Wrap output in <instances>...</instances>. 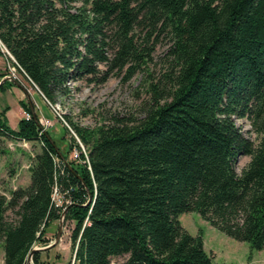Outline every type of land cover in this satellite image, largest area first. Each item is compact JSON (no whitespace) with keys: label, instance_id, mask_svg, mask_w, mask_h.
<instances>
[{"label":"trees","instance_id":"obj_1","mask_svg":"<svg viewBox=\"0 0 264 264\" xmlns=\"http://www.w3.org/2000/svg\"><path fill=\"white\" fill-rule=\"evenodd\" d=\"M0 56L51 105L101 64L127 77L146 72L151 94L140 120L89 128L67 117L87 154L74 136L63 152L29 100L19 102L31 117L17 130L9 108L0 111V139L41 144L30 184L0 194L4 264H27L67 208L69 264L124 256V264H214L203 235L179 221L192 212L264 250V0H0ZM14 86L4 82L0 92ZM238 120L249 122L257 144ZM240 156L251 161L239 175ZM33 262L47 264L41 251Z\"/></svg>","mask_w":264,"mask_h":264},{"label":"rangeland","instance_id":"obj_2","mask_svg":"<svg viewBox=\"0 0 264 264\" xmlns=\"http://www.w3.org/2000/svg\"><path fill=\"white\" fill-rule=\"evenodd\" d=\"M166 50L167 44L165 41L156 47L154 60L151 64L152 71L155 74L160 73L162 70ZM9 65L12 64L6 58L0 59V68L3 71L0 82L9 72ZM17 75L20 79L19 84L23 86L30 99L32 98L34 101L40 117L55 123L50 131L63 152L67 151L68 144L72 140L71 137L74 136L69 129L70 127L73 130V126L69 123L68 118L80 127L89 128L109 125L113 122L114 117L140 120L144 117L145 110L151 102L146 72L127 77V69L111 71L108 66L101 64L97 67L95 74L69 84L71 93L69 96L57 100L56 104L53 105L56 109L55 113L36 93L37 91L30 83L23 79V75L19 71ZM14 87L17 89L11 90L13 87H9L5 92H0V111L9 108L7 120L12 129L18 128V122L26 117L24 114L20 119L19 102L21 100L18 101V98L21 92L19 91L20 87L17 85ZM31 93H35V95L32 97ZM26 100H29V98L25 97L24 101ZM237 125L242 128L247 138L255 144L258 143L259 138L252 132L247 120H238ZM64 127L70 130L67 138L65 137L66 130ZM78 139L77 142H79ZM82 147L83 151L87 152V149L84 146ZM40 152V143L9 138L0 139L1 195L10 198L12 191L27 187L30 184L31 174L29 169L33 158ZM74 152L75 150L70 155V160L75 159ZM250 161V156H240L238 158L236 171L239 175ZM53 197L56 203L60 205L63 203L58 193H55ZM9 218L14 220L15 215L9 213ZM179 221L182 227L192 236H197L200 233L203 235L205 251L212 255L214 264H264V250H254L250 244L228 237L205 221L198 213H184L179 217ZM60 224V220L55 221L47 229L46 238L49 240L47 246L55 243ZM73 228V222H63L59 242L52 248L41 251L42 262L47 264H69L70 261H74L70 240ZM47 246L38 244L34 249ZM127 258V256L112 258L110 264H124ZM0 264H4V250L1 239ZM27 264H34L33 259L28 258Z\"/></svg>","mask_w":264,"mask_h":264},{"label":"built area","instance_id":"obj_3","mask_svg":"<svg viewBox=\"0 0 264 264\" xmlns=\"http://www.w3.org/2000/svg\"><path fill=\"white\" fill-rule=\"evenodd\" d=\"M1 50L5 53V54H7L12 60H13V57L9 54V52L7 51V49L2 45V47H1ZM12 64V63H11ZM9 72L7 73V75L5 76V77H9V78H11V79H13L14 81H16V82H20V79H19V76L17 75V73H18V71H17V69L13 66V65H9ZM43 97V96H42ZM43 99L46 101V103L52 108V110L56 113V109H55V107L53 106V105H51L48 101H47V99L46 98H44L43 97ZM25 118L26 119H30V114L29 113H25ZM61 118V117H60ZM63 120V119H62ZM39 124H40V126H41V128L45 131V130H47V129H50V128H52V127H54V125H55V123L54 122H52V121H48V120H46V119H44L43 117H40L39 118ZM67 126H68V124H66ZM69 127V126H68ZM69 129L71 130V132L74 134V136H76L75 135V133H74V131L69 127ZM76 138H77V136H76ZM78 139V138H77ZM78 141H79V145L81 146V148H83L82 146V144H81V142H80V140L78 139ZM83 150V149H82ZM77 151L78 150H76L75 149V152H74V156H75V159L74 160H76L77 158H78V156H79V152L77 153ZM84 152V154H87V152H85V151H83ZM55 193H58L57 192V190H55V192H54V194ZM59 194V193H58ZM60 195V194H59ZM54 196V195H53ZM60 197L62 198V196L60 195ZM53 201H54V203L57 205V206H62L63 205V203L60 205L59 203H56L55 202V199H54V197H53Z\"/></svg>","mask_w":264,"mask_h":264},{"label":"water","instance_id":"obj_4","mask_svg":"<svg viewBox=\"0 0 264 264\" xmlns=\"http://www.w3.org/2000/svg\"><path fill=\"white\" fill-rule=\"evenodd\" d=\"M4 82H13V83H15L18 87H20L21 89H24L23 86H21V84H19L18 82L14 81L13 79H11V78H9V77H4V78L2 79V81L0 82V86H1L2 83H4ZM24 90H25V89H24ZM25 91H26V90H25ZM25 93H27V91H26ZM27 94H28V93H27ZM27 97H28V96H27ZM28 98H29V97H28ZM30 104L32 105V102H30ZM32 109H33V112L35 113V110H34L33 106H32ZM38 123H39V122H38ZM67 212H68V208L65 209L64 212L62 213V216H61V219H60L61 224H60L59 231H58V233H57V237H56V241H55V243H54L53 245H49V246H47V247H45V248H35V249H33L32 253H31L30 257H29L30 259H33V255H34L36 252H40V251L45 250V249H50V248H52L54 245H56V244L59 242V240H60V238H61V233H62V230H63V222L65 221V217H66V215H67Z\"/></svg>","mask_w":264,"mask_h":264},{"label":"crops","instance_id":"obj_5","mask_svg":"<svg viewBox=\"0 0 264 264\" xmlns=\"http://www.w3.org/2000/svg\"><path fill=\"white\" fill-rule=\"evenodd\" d=\"M0 59H5V57H3V56H0ZM2 70V68H0V75H2L3 74V71H1ZM15 89H17L16 87H13L11 90H15ZM10 91V90H9ZM20 92H21V94L19 95L20 97L18 98V101H20V100H24L25 99V97H29V94H27V93H25L26 91L24 90V89H21L20 88V90H19ZM36 93H38V92H36ZM32 95V97H33V95H35V93H31ZM39 94V93H38ZM40 95V94H39ZM41 96V95H40ZM42 97V96H41ZM42 99H43V97H42ZM29 100H30V102H32V103H34V101L32 100V98L30 99V97H29ZM44 100V99H43ZM45 101V100H44ZM46 102V101H45ZM35 104V103H34ZM47 104V103H46ZM37 108V107H36ZM51 108V107H50ZM19 111H20V119L24 116V114H25V111L20 107V105H19ZM51 111H53L52 110V108H51ZM14 130H17V128H14Z\"/></svg>","mask_w":264,"mask_h":264}]
</instances>
